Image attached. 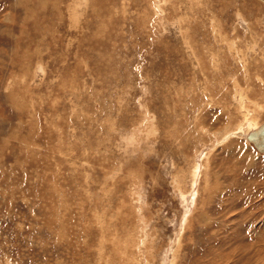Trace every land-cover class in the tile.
Masks as SVG:
<instances>
[{
    "label": "rangeland",
    "instance_id": "obj_1",
    "mask_svg": "<svg viewBox=\"0 0 264 264\" xmlns=\"http://www.w3.org/2000/svg\"><path fill=\"white\" fill-rule=\"evenodd\" d=\"M263 121L264 0H0V264H264Z\"/></svg>",
    "mask_w": 264,
    "mask_h": 264
},
{
    "label": "water",
    "instance_id": "obj_2",
    "mask_svg": "<svg viewBox=\"0 0 264 264\" xmlns=\"http://www.w3.org/2000/svg\"><path fill=\"white\" fill-rule=\"evenodd\" d=\"M245 137L256 149L264 152V121L256 129L249 131Z\"/></svg>",
    "mask_w": 264,
    "mask_h": 264
},
{
    "label": "bare ground",
    "instance_id": "obj_3",
    "mask_svg": "<svg viewBox=\"0 0 264 264\" xmlns=\"http://www.w3.org/2000/svg\"><path fill=\"white\" fill-rule=\"evenodd\" d=\"M252 124V123H251ZM258 125V124H257ZM257 125H250V127H247V128H241V129H239V130H237L236 132H234V135H236V136H242V137H245V135L249 132V131H251V130H254V129H256L258 126ZM241 127V126H240ZM246 138V137H245ZM248 141V140H247ZM256 148V147H255ZM258 150V149H257ZM259 151V150H258ZM260 152V151H259ZM262 153H264V152H262ZM177 251V250H176ZM175 254V253H174ZM146 259V258H145ZM134 264H136V263H134ZM148 264V263H147Z\"/></svg>",
    "mask_w": 264,
    "mask_h": 264
}]
</instances>
